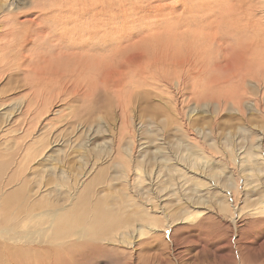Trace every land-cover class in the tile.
Masks as SVG:
<instances>
[{
    "label": "rangeland",
    "instance_id": "374dc122",
    "mask_svg": "<svg viewBox=\"0 0 264 264\" xmlns=\"http://www.w3.org/2000/svg\"><path fill=\"white\" fill-rule=\"evenodd\" d=\"M0 26V163L27 178L29 200L70 203L106 168L87 196L113 192L128 212L151 199L163 228L139 258L85 264H264V171L247 155L264 161V0H0ZM128 147L160 156L134 185L113 162ZM183 210L193 218L178 221ZM35 214L32 231L48 225ZM39 232L47 246L27 244L26 264L76 263L73 247L52 250V228Z\"/></svg>",
    "mask_w": 264,
    "mask_h": 264
},
{
    "label": "bare ground",
    "instance_id": "6f19581e",
    "mask_svg": "<svg viewBox=\"0 0 264 264\" xmlns=\"http://www.w3.org/2000/svg\"><path fill=\"white\" fill-rule=\"evenodd\" d=\"M244 104H246V103H243V105ZM245 106L249 107V106H254V105H252L250 103L248 105V103H247ZM257 107H258V105H257ZM105 146H106V144H105ZM112 147H115L114 143L111 144V147L109 150L110 152L108 151L109 148L107 149L109 154H112V152H111V151H113ZM179 148H181V147H179ZM114 149H116V148H114ZM181 151H179L180 152L179 154L181 157H183V152H181ZM256 151L257 150L255 148L253 149L250 147L248 149L247 155L250 156V158L254 162V164H258V167L256 166L255 169H257L259 171H264V161H258V158L256 156ZM124 152L128 156V158H127L128 162L124 163V162L118 160V162L113 161L115 164V165L114 164L113 165L119 167V168H117V171H116V178H120L121 180L126 181L128 183V185L129 184L134 185L135 183H139L142 180H145V179H142V177H143L142 173L145 176H147V172L151 173L154 169V162H156L160 158L159 155L157 156V155H151L150 154L151 156L149 155L150 157H147L146 156L147 154L145 155L142 153L140 155V157H141V160H140L139 157L137 158V157H135V155H133L134 150L129 149V147L124 149ZM102 153H103V151H102ZM166 156L169 158L168 155H166ZM188 156H191V161H192L191 165H193V166L197 165L198 160H199L198 159V157H199L198 151L195 152V150L189 149ZM80 157L87 159L88 155H87V153H84V154H81ZM99 157L100 156H98L97 158H99ZM168 158H165L163 156L161 160L164 159V161H168ZM151 160L154 162H152ZM171 160L172 159H170L169 161H171ZM233 160H235V159H233ZM5 161L6 160L4 159V163H5ZM85 162H87V161H85ZM6 163L8 164L7 161H6ZM127 164H128V166H127ZM217 166H221V167L220 168L218 167V169H216V171L214 170V167H212V168L210 167V169L215 171V172L213 171L214 173H212L213 176L215 175V176L219 177V175L221 173H218V171L223 168V165L218 164ZM109 168H111V167H109ZM9 171L10 170L8 169L6 164L4 165V164L0 163V236L2 237L0 239L2 240L4 238L3 241H5V239L9 240V241H6L5 243H1V241H0V264H26L27 260L30 258V255L28 254V250H26V246L31 245L34 250L44 247V244H45L43 242L44 234H41L39 232L40 230H43V229L48 230V229L52 228L53 242L55 243V246H56L52 250H57L59 247L60 248L61 247H73V249H75L74 253L72 252L73 256H74V261L76 262L75 264H85L83 260H85L87 258H96L97 260H101V259H105V258H111L110 255H117V258H118L120 254H124L127 252H130L129 254L133 258H137V257L139 258V256L142 253L139 255H136L138 246H140L142 244L147 245V243H150L154 239L153 237L159 235L158 230L160 231L161 229H163L160 225H158V227H161V229L156 226L157 225V221H155L156 217L152 214L153 212H151V210H154V209L148 206V200H151V199H144V198L139 197L140 199L137 200L136 198H131L136 202L135 203L132 201L131 205L133 207L138 205V209L136 211H133V212H131V211L128 212L130 200H124L123 199L120 202V204L113 203L112 201H110L113 199L109 200V196H112L113 192H111V193L110 192L100 193L101 192L100 191V192H97V194L95 192V194H96L95 198L87 196V193H89L88 191L92 186H97L98 184L105 182V179L108 177V176L106 177V168H102L97 173H95L96 175H94L89 181H87V185H86L87 190H83V192L76 194L74 197H72L71 202L69 201L70 203L59 200V202L57 204H54L52 206V208H50L47 211H39V209H40L39 204H33L29 200L30 196H28V195H30V193L28 190L27 178L22 174H21V176H18V174H13V173H10ZM133 173L136 176L134 175V177H132ZM82 175H84V174H82ZM109 175H111V174H109ZM148 175H150V174H148ZM116 178L114 177V179H116ZM198 183H199V180L196 177L195 182L193 184L196 187H198ZM139 185H141V184H139ZM8 186H10V187H8ZM60 186H61V184H60ZM6 187H8V188H6ZM71 189H72V187H71ZM82 189H84V188H82ZM80 190L81 189H79V191ZM101 190H103V189H101ZM33 191L31 190L30 192H33ZM135 192L139 193V190L137 189V190H135ZM61 194H63V193H61ZM192 194H195V193H192ZM39 195H40V193L37 196H39ZM41 196H43V195H41ZM123 198H125V197H123ZM126 198L130 199L129 196H126ZM205 200L206 199L204 197H194V201H195L194 203L197 202V204H195V206L196 207L200 206L198 204H201V203H198V202L205 201ZM192 201H193V199L190 202H192ZM41 203H42V201H41ZM202 203H205V202H202ZM41 205H44V204L42 203ZM34 213H37V214H35L37 216L38 215H40V216L45 215L47 217V220L45 221V223L47 222L48 225L42 229H37L36 231H32L31 227H33L34 225L36 227L37 225L42 224V222L40 220V222H38V223H35L31 226H27V223L30 222L29 217L32 216ZM179 213H182V212H174L173 214H175L174 216L177 217V215ZM43 216H41V217H43ZM174 216H172V217H174ZM193 216H194L193 213L189 212V214H186L185 210H183V213L180 217V220H178V219L177 220L182 222L188 218L189 219L193 218ZM174 223H175V221L173 222V224ZM262 227H263V225H262ZM76 239H78V240H76ZM35 241H38V242H35ZM16 242L19 243L20 246H16V244H17ZM31 242H35V243L31 244ZM169 242H171V241H169ZM27 244H29V245H27ZM2 246L5 247V250H6V254L4 253L5 255L2 253V251H3ZM50 247H51V245H50ZM32 248H30V249H32ZM76 249H78V250H76ZM153 249H154V247H153ZM147 253L149 254V256L147 258H150V261H151L154 254L150 255L149 251ZM158 256H160V255H158ZM162 259H164V258H162ZM70 260H72V259H69L65 255H61L59 252H57V253H55V257L51 260V263H49V264H70V263H68V262H70ZM128 263H130V262H128ZM144 263H148V262H144ZM47 264H48V262H47ZM131 264H132V262H131ZM150 264H151V262H150Z\"/></svg>",
    "mask_w": 264,
    "mask_h": 264
}]
</instances>
